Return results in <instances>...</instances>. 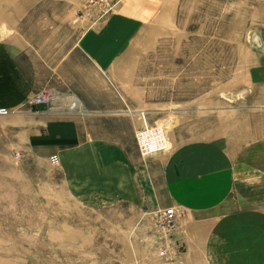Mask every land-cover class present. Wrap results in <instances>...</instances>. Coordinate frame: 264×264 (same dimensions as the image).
<instances>
[{"label": "rangeland", "instance_id": "rangeland-1", "mask_svg": "<svg viewBox=\"0 0 264 264\" xmlns=\"http://www.w3.org/2000/svg\"><path fill=\"white\" fill-rule=\"evenodd\" d=\"M0 46L18 54L38 88L27 111L36 112L29 102L43 95L48 105L38 111L57 117H72L79 103L103 117L137 110L138 149L145 119L165 130L162 153L200 143L216 153L222 140L232 157L253 155L263 201L264 0H0ZM6 108L0 264H264V206L256 209L252 253L234 254L248 237L242 223L254 221L236 218L232 207L190 223L188 211L173 206L174 221L159 226L157 216L169 207L137 213L127 205H80L60 161L51 162L56 150L43 153L34 142L38 153L26 152L24 116ZM250 182L246 176L237 185L241 195ZM146 191L153 193L147 183Z\"/></svg>", "mask_w": 264, "mask_h": 264}, {"label": "crops", "instance_id": "crops-1", "mask_svg": "<svg viewBox=\"0 0 264 264\" xmlns=\"http://www.w3.org/2000/svg\"><path fill=\"white\" fill-rule=\"evenodd\" d=\"M37 92L18 54L0 46V107H8L18 111V116H24L20 117L24 122L20 135L24 138L26 152L38 153L34 142L43 153L56 150L60 157L58 168L63 170L64 182L72 189L78 204L127 205L135 207L137 213L145 211L147 206H178L188 211L190 223L211 221L217 210L221 213L227 209L225 207H232L230 210L236 218L244 216L241 219H245L249 215L254 221L249 219L247 225L242 223L241 229L248 226V237L245 245L234 248L233 252L252 253L256 245V209L258 204L264 206V199L257 201L258 167L253 155L246 160L232 157L224 153V141L218 140L216 153L209 152L208 143H200L188 149L177 148L152 155L146 160L136 141V131L142 123L137 110L103 117L97 112H86L91 106L82 107L79 103L72 117L27 111L28 100ZM13 131L3 132L16 136L17 132ZM49 142L54 144L48 146ZM66 148H69L68 153ZM246 176L253 182L249 183V193L241 195L238 186ZM146 183L153 193H147ZM74 246H77L75 241ZM91 248L90 244L83 245L80 252ZM139 250L142 249L139 247Z\"/></svg>", "mask_w": 264, "mask_h": 264}, {"label": "built area", "instance_id": "built-area-1", "mask_svg": "<svg viewBox=\"0 0 264 264\" xmlns=\"http://www.w3.org/2000/svg\"><path fill=\"white\" fill-rule=\"evenodd\" d=\"M48 101L45 96H38L32 98L29 102V107L31 109L39 110L43 106H47ZM10 113L9 109L6 107H0V116L8 115ZM144 116V115H143ZM137 140L139 144L140 154L143 157L155 155L157 153H162L168 150V139L165 133V130L162 127L150 126L145 122L144 127H142L137 133ZM60 161L57 155L51 157V162L53 164H58ZM157 216V224L160 226H165L170 224L176 218V209L169 207L163 209ZM161 256L165 254L164 251H160Z\"/></svg>", "mask_w": 264, "mask_h": 264}, {"label": "bare ground", "instance_id": "bare-ground-1", "mask_svg": "<svg viewBox=\"0 0 264 264\" xmlns=\"http://www.w3.org/2000/svg\"><path fill=\"white\" fill-rule=\"evenodd\" d=\"M77 102V101H76ZM53 103H55V102H53ZM74 104V103H73Z\"/></svg>", "mask_w": 264, "mask_h": 264}, {"label": "water", "instance_id": "water-1", "mask_svg": "<svg viewBox=\"0 0 264 264\" xmlns=\"http://www.w3.org/2000/svg\"><path fill=\"white\" fill-rule=\"evenodd\" d=\"M33 110H35V109L33 108Z\"/></svg>", "mask_w": 264, "mask_h": 264}]
</instances>
